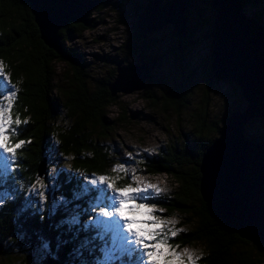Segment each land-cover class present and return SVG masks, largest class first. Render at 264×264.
I'll use <instances>...</instances> for the list:
<instances>
[{"label": "trees", "instance_id": "obj_1", "mask_svg": "<svg viewBox=\"0 0 264 264\" xmlns=\"http://www.w3.org/2000/svg\"><path fill=\"white\" fill-rule=\"evenodd\" d=\"M145 1L131 2L133 7H136V11H140ZM185 1L187 3L184 11L185 33L182 37H177L171 25L170 33L175 37V47L172 49L175 54H179L190 37L198 32L210 37L206 45L207 52L204 54L208 78L205 80L200 98L202 106L194 113L190 134L185 133L179 142L170 140L153 154L143 155L139 160L142 161L141 170L146 174L164 173L173 179L175 186H172L169 194L153 198L152 201L162 206L167 215L177 213L182 216L181 225H187L183 228L185 231L171 242L179 244V248L201 244L202 251L198 256L202 258L197 264H261L264 263V243L257 239L245 238L236 230L229 228V225L237 221L236 217L229 219L227 223L223 221L210 210L208 202L199 192L198 164L201 154L219 134L221 127L206 122L204 118L208 92L212 85L209 33L212 29L215 9L210 4L211 0H201L203 2L201 6L194 2L192 5L196 13L193 17H197L194 20L195 29H192L193 27L189 28L186 25L189 13L192 12L188 9L192 0ZM238 4L241 15V8H252L251 18L242 16L253 20L264 38V0H238ZM207 10L213 14L211 18L206 16ZM93 19L90 18L87 24L67 20L60 26L57 30L60 50L55 52L42 42L26 0H0V33H3L0 35V60L6 63L5 71L9 78L21 89L13 115L19 112L21 119L27 118L30 121L27 125L21 126L19 136V139L26 141L31 139V143L23 150L24 159L20 161L26 170L19 172L17 180V183L23 182L26 188L37 175L48 184L47 168L52 159L57 160L55 162L58 163L57 170L64 169L67 172L68 162L64 157L68 155L76 157L71 161L73 168H79L89 175L96 173L109 177L123 176L122 173L113 172L111 167L115 163L114 151L107 135L112 129V124L118 122V118L107 116V107L116 103V93H110L107 83L113 79L115 63L119 60L124 64L129 56H134L137 58L136 62L146 61L149 64L151 58L156 59L157 56L156 61H158L160 57L147 53L151 45L147 44L145 37L139 35L135 19L133 20L134 40L128 41L124 49L118 51L119 57L114 60L110 75L108 77L90 75L87 71L89 61L85 59L83 52L65 44V41L79 35L85 27L91 26ZM93 55L99 54L93 53ZM54 61L63 62L66 66L60 72V76L55 72ZM149 75V78L144 80L145 84L151 83L150 71ZM55 76L64 79V82L58 83L59 79L56 81ZM158 87L161 85L159 84ZM141 93L152 104H161V108L169 105L174 115L179 116L181 109L189 105L188 97L193 94V89L174 87L170 91H162L160 98L144 87ZM255 117L258 116L249 118V122ZM210 132H213L212 135H208ZM244 132L246 131L242 130L243 136L248 140L261 142L263 139ZM56 140L60 143H55ZM43 162L44 168L38 173V167ZM59 183L60 187L55 196L71 199L75 181L67 183L66 177L60 175ZM126 183H128L127 179H121L117 181V186ZM48 192L43 219L35 212L36 204L32 205L30 213L22 214L18 210L23 199L30 195L27 192L17 199L15 204L6 203L0 207V256H6L7 260L18 261L21 264H43L46 256L49 255L60 264H70L73 245L67 244L58 248L56 238L59 232L54 227L64 218L65 213L61 210L49 220L47 208L51 207L52 203L48 200ZM75 203L84 204V201ZM89 218L90 216L86 215L83 219L86 222ZM251 224L242 222L240 228L249 231ZM259 231L264 233V228L261 227ZM45 240L49 242L47 250L42 247Z\"/></svg>", "mask_w": 264, "mask_h": 264}, {"label": "rangeland", "instance_id": "obj_2", "mask_svg": "<svg viewBox=\"0 0 264 264\" xmlns=\"http://www.w3.org/2000/svg\"><path fill=\"white\" fill-rule=\"evenodd\" d=\"M131 1H99L94 7L89 9L86 16L89 20L88 22H90V18H94L93 24L85 27L79 35L65 41V44L83 52L85 59L89 61L87 71L90 75L108 77L111 73V67L114 65V60L119 57L118 51L123 50L128 41L134 40L133 20L136 19V15L140 11H136V7H133ZM135 1L139 3L143 0ZM194 2L198 6H201L203 3L201 0L190 1L191 5L188 9L192 10L193 13H189L186 25L189 28L193 27L192 29H195L196 22L194 20L197 17H193L196 13V9L192 5ZM231 2V4H228L230 5V9L227 8V10L232 13V18L228 22L241 20L240 18L244 19L238 15L233 0ZM248 8H241V12L242 15L251 18L253 11L252 8H249L250 10ZM205 14L210 18L213 15L209 10ZM248 23H250L247 26L248 34L251 35L249 29L256 28L258 30V28L254 22ZM171 30V24L166 22L160 29L146 31L144 36H141L142 38L145 37L147 44L151 45L148 47L149 51L147 53H152L160 57L150 69L152 73V84H146L144 89L153 91L159 98L161 97L162 91H170L174 87H184L186 90L193 89V94L188 97L189 105L181 109L179 116H176L169 105L161 108V104H152L149 102L142 95L141 88L129 92L116 91V103L107 107L108 118H118V122L112 124V129L107 135L108 142L114 151L115 163L111 167L113 168L117 163H123L128 168H135L141 181L156 184L161 188L167 189V194L171 191L172 186H175L173 179L164 173H143L139 160L145 154H153L159 147L164 144L166 145L170 140L179 142L185 133L190 134L194 123V113L198 107L202 106L200 98L203 85L208 78L207 63L204 54L207 52L206 45L208 40H210L207 34L201 35L198 32V34H193L190 37L189 42H187L179 54H175L173 50L175 47V37L171 35ZM250 47L253 48V46ZM93 53H98L99 55L94 56ZM136 60L137 58L134 56L127 58L128 63L136 62ZM53 65L58 76L61 75L60 72L66 67L60 61H54ZM58 76H55L56 81L59 79L58 83L64 82V79L61 80L62 78ZM159 84L161 87H158ZM211 84V89L208 92V102L205 106L206 115H204V118L206 122L221 126L224 123L223 117L235 109L242 110L247 103V99L242 96L240 85L236 84L233 80L215 78L211 74ZM254 116L258 117L252 118L251 122L249 120L245 121L242 130L246 131L244 133L247 135H257L264 139V123L261 116L255 114L251 117ZM212 133L210 132L208 135H212ZM263 139L262 141H264ZM145 149H155V151L146 152ZM129 153H131V156H129ZM56 161L55 159L51 160V164L47 168V176L54 169L57 170L56 166L58 163H55ZM47 185H51L49 180ZM56 197L58 198L60 196ZM48 200L52 203L51 191L48 192ZM147 203L154 204L157 208H163L152 200L147 201ZM125 207L127 208L128 205H125ZM242 211L245 210L242 209ZM156 214L166 219L177 221L176 228L183 229L187 226L186 224L181 225L183 219L177 213L167 215L165 212L159 213L157 211ZM137 218L144 219L146 217L142 213H138ZM236 222L241 224L240 221ZM184 248H188L195 256L200 255L202 251L201 244L199 243L185 245L178 248L177 251L181 252ZM10 263L21 264L18 261L7 260L6 256H0V264ZM185 264H188L187 260H185Z\"/></svg>", "mask_w": 264, "mask_h": 264}, {"label": "water", "instance_id": "obj_3", "mask_svg": "<svg viewBox=\"0 0 264 264\" xmlns=\"http://www.w3.org/2000/svg\"><path fill=\"white\" fill-rule=\"evenodd\" d=\"M26 1L42 42L55 52H59L58 28L67 20L87 24L89 20L86 16L89 9L100 0ZM233 2L239 16H242L238 0ZM231 3V0H211L210 3L215 9L213 25L209 33L210 67L215 78H226L239 84L241 94L247 99V103L242 110L235 109L223 118L224 123L220 127L219 134L202 152L198 164L199 192L208 202L210 210L226 223L234 217L241 224L252 223L249 231L242 230L241 224L236 222L229 225V228L236 230L245 238L257 239L264 243V233L259 231L261 227L264 228V141L248 140L242 134V124L252 115L258 114L264 121V86H262L264 70L254 81L245 73L246 70L255 73L254 69L257 67L254 64L253 69L246 68L250 66V54L247 51L255 48L256 54V50L257 52L259 49L264 50V45L256 44L254 47L252 41L254 35L248 34V27L241 26L242 22H238L243 20V22H253V20L242 16L244 19L228 22L232 18V13L227 10L230 9L228 4ZM186 6L185 0H164V2L146 0L136 15L135 25L139 35L144 36L146 31L160 29L168 22L174 27L175 35L182 37L185 33ZM257 31L264 41L259 28ZM263 56L264 54L261 57ZM155 61V58H151L149 64L146 61L127 64L117 61L113 79L107 83L110 93L129 92L144 87L146 85L144 80L149 78V71ZM44 164L43 162L39 165L38 173L43 170ZM242 209L245 211H241ZM43 264H60V262L47 255Z\"/></svg>", "mask_w": 264, "mask_h": 264}, {"label": "snow or ice", "instance_id": "obj_4", "mask_svg": "<svg viewBox=\"0 0 264 264\" xmlns=\"http://www.w3.org/2000/svg\"><path fill=\"white\" fill-rule=\"evenodd\" d=\"M6 68V63L0 60V207L6 203L15 204L27 192L30 195L23 199L18 210L27 214L36 204L35 212L43 219L46 193L51 191L48 218L51 220L61 210L65 213L54 227L59 232L58 248L73 245L70 264H185V260L188 264H197L202 257L195 256L188 248L178 252L179 244L171 242L185 230L176 228L177 221L156 214L157 211L163 213V208L147 203L164 195L167 189L141 181L135 168L117 163L112 171L123 173V176L89 175L73 168L71 161L76 157L68 155L64 157L68 162L67 172L54 169L48 175L50 186L39 175L27 188L23 182L17 183L19 172L26 170L20 164L24 159L23 150L31 143V139H19L20 128L30 121L21 119L19 112L13 115L21 89L9 78ZM60 175L66 177L67 183L75 181L71 199L55 196L60 187ZM121 179H127L128 183L118 187L117 181ZM76 201H84V204H74ZM138 213L146 218H137ZM86 215L90 218L85 222ZM42 247L49 249V242L45 240Z\"/></svg>", "mask_w": 264, "mask_h": 264}, {"label": "bare ground", "instance_id": "obj_5", "mask_svg": "<svg viewBox=\"0 0 264 264\" xmlns=\"http://www.w3.org/2000/svg\"><path fill=\"white\" fill-rule=\"evenodd\" d=\"M240 22H242L241 26L243 25L244 27H247L250 24L248 22H243V21H240ZM250 31H251V34L254 35V38L252 40L254 47L256 46V44H258V46H262V37H260L259 32L257 31V29L256 28L255 29L251 28ZM254 49L255 48H253V51L251 53H250L251 50L247 51V53H250V55H249V57H250V61H249L250 62V66H246V68L248 67V70H251L252 66L254 64H256L257 67H255V69H254L255 73L253 71L249 72L247 70L245 72L247 74V76H249V75L251 76L253 81L256 80L263 73V70H264V57H261L264 54V50L259 49V52H257V50H256L257 53L255 54V50ZM245 56H246V59H248L247 54H245ZM251 59H252V61H251ZM251 62H252V65H251ZM256 70H258L257 73H256ZM259 81L260 80H258V82Z\"/></svg>", "mask_w": 264, "mask_h": 264}]
</instances>
